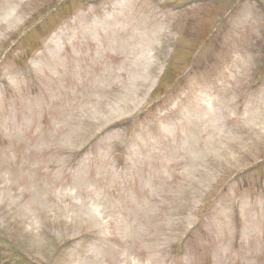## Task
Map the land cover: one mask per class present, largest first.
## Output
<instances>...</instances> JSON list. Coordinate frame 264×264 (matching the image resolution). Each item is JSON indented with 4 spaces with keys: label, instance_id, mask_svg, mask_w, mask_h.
I'll list each match as a JSON object with an SVG mask.
<instances>
[{
    "label": "rangeland",
    "instance_id": "374dc122",
    "mask_svg": "<svg viewBox=\"0 0 264 264\" xmlns=\"http://www.w3.org/2000/svg\"><path fill=\"white\" fill-rule=\"evenodd\" d=\"M0 264H264V0H0Z\"/></svg>",
    "mask_w": 264,
    "mask_h": 264
}]
</instances>
